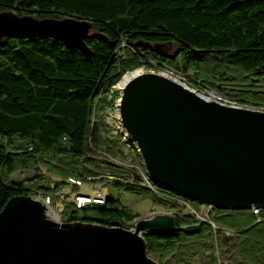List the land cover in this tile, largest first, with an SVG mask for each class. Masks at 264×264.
<instances>
[{"label":"trees","instance_id":"obj_1","mask_svg":"<svg viewBox=\"0 0 264 264\" xmlns=\"http://www.w3.org/2000/svg\"><path fill=\"white\" fill-rule=\"evenodd\" d=\"M5 9L37 18L74 15L89 19L91 27L87 52L51 37L0 39V209L13 194H54L65 185L55 179L50 188L52 178L39 164L61 178L87 180L98 174L101 158L89 142L113 152L106 136L110 128L100 114L118 95L113 85L123 72L143 64L141 57L155 60L154 67L164 62L190 68L203 82L217 80L222 94L237 104L264 109V0H0V11ZM156 43L171 48L161 54ZM28 168L35 169L33 175L12 177ZM124 190L147 192L154 203L174 206L173 200L140 185L126 184ZM173 193L169 189L164 195ZM120 204L111 193L103 203L80 208L67 201L62 216L103 224L118 219L124 225L136 213ZM213 212L217 224L235 231L228 242L221 228L214 235L202 222L193 233L144 232L147 253L162 264H188L195 254L196 264H222L216 247L226 264H264V208L259 220L250 209L213 207ZM189 223H194L190 215L175 217L176 225Z\"/></svg>","mask_w":264,"mask_h":264},{"label":"water","instance_id":"obj_2","mask_svg":"<svg viewBox=\"0 0 264 264\" xmlns=\"http://www.w3.org/2000/svg\"><path fill=\"white\" fill-rule=\"evenodd\" d=\"M90 27L89 19L74 15L0 11V39L51 37L87 52ZM153 47L165 54L171 45ZM138 68L116 87L117 109L151 179L204 205L264 208V109L207 99L160 71ZM44 208L30 195L6 200L0 209V264H158L148 257L140 230L166 236L193 233L201 225H176L171 214H155L129 230L118 219L57 221L45 217Z\"/></svg>","mask_w":264,"mask_h":264},{"label":"rangeland","instance_id":"obj_3","mask_svg":"<svg viewBox=\"0 0 264 264\" xmlns=\"http://www.w3.org/2000/svg\"><path fill=\"white\" fill-rule=\"evenodd\" d=\"M133 52H134V54H137L139 56V58L141 57V54L139 53V50H133ZM119 53H120V51H119ZM119 56L124 58V52L121 53ZM140 61H143V64H141L138 67H140L143 71H146V70L160 71V72H162V73H164V74H166L168 76H171V77H173L175 75L176 77H173V78H175L176 80L178 78H179V80H182L181 79L182 74L180 76L179 73L175 72L178 69H180V66H172V65H168V64H163V65H160L158 67H154L156 62L155 61H151V60H146L145 57H143V58L141 57ZM145 63H148V64L151 63L152 66L147 67L145 65ZM138 67H136V68H138ZM136 68H134V69H136ZM172 68L177 69V70L173 71ZM126 71H128V70H126ZM184 71H185V73H184L185 74L184 75V77H185L184 78V82L187 83V84H189L188 82H190L192 88L195 87V88L203 89V88H206L204 86H208V87L211 86V87L216 88L217 90H220L219 87L216 86V85H218V81L217 80H215L213 83L203 82V80L201 78H199L198 76H195L193 74L192 69L187 68ZM125 72H123L122 75ZM190 75H191L192 79H190ZM222 84H223V82L220 81L219 85L222 86ZM113 87L115 89H117L116 88L117 85H113ZM117 90H118V95L114 98L113 106L112 107H107L104 110L103 114H100V117H102V119L104 120L105 124L110 128V130L106 134V136H107V138L109 137V139L111 140L110 146H112L111 148L113 149V152L111 153L109 151V154L113 156L114 160L112 159V161H114V163H116L117 165L119 164V166H121L122 163L128 162V158L132 159L130 162L132 163V165L134 164L135 166H137L138 173H139V175H141V173H142L141 157L138 154V152H137V154H135L134 152L129 150L130 147H133L134 149H136L134 147V142H132V140L130 139V137L127 134L126 130L124 129V131H125L124 133H126V136H125L123 134V132L119 129V127H117V124H116V119L119 120V113H118V109H117V100H118V96H119V89H117ZM197 91L199 93L202 92L200 90H197ZM219 92L222 93L221 90ZM110 95H111V92L107 96L110 97ZM228 99H230V98H228ZM127 137H129V139ZM99 147L100 148L104 147V149L106 151L108 150V148H106V146L104 144L99 145ZM38 166H39L41 172L49 175L52 178V181L49 182V187L50 188H52L54 186L53 180H55V179L56 180L62 179L63 181H65L66 178H61L57 174H55L54 172L47 171V169L45 168L44 165L39 164ZM110 171L114 172V177L115 178L118 177V172H117L116 168L111 169ZM34 172H35V169H33V168H28L26 170L18 169V170H16L13 173L12 177L15 180H21V179H24V178H27V177L33 175ZM103 172H106V170L103 169ZM100 175H104V173H100ZM113 180H115V179L106 178L104 176L100 177L98 175V177H96V179L93 182L100 184L99 186L101 187L102 190H105V188H106L109 191V193H112L114 196H118L119 199H121L120 200L121 203L125 204L126 205L125 207L127 209H129L130 211L136 213L135 217H137V220L136 221L134 220L133 223L137 222L139 219H147L150 216L155 215V214H171L174 217V220H175L176 216L190 215L188 209L187 208L184 209V206L181 204L182 202H180V201H174V203H175L174 206H170V208H167L168 207L167 204L154 203L152 201L151 194H147V192H140L139 194L138 193L131 194L129 192H121L122 189L124 190V187H123L124 183L120 181L121 184L118 185L120 190H118V188L114 187V185L112 184ZM146 182L147 181L144 179V186L142 184L141 185L140 184H135V185H140V186L145 187V186H147L145 184ZM151 185H153V187H155V188H163L164 189V187H161L160 185H158L156 183H153L152 181H151ZM145 188H147V187H145ZM76 190H77L76 187L66 185V182H65V185L61 189L58 190V192L62 191L63 193H60V194H62L61 197L56 196L57 197L56 200L60 201L63 205H65V203L67 201L72 202L71 200H69L70 192H75ZM167 190H169V189L167 188ZM170 190H172V189H170ZM172 191H174V190H172ZM56 192H54V193H56ZM39 193H43V192H39ZM153 193L155 194L154 191H153ZM136 194H138V196ZM176 194H179V193L176 192ZM34 195H36V193L33 194V195H30V196L34 197ZM180 197L183 198V199L188 198V197H185V196H180ZM190 201H191V199H190ZM192 204L197 207L196 208L197 212H201L202 211V208H200L198 206V204H201V203H198L195 199H192ZM202 205H204V204L202 203ZM213 207L214 206L211 205V208L208 210V214H207V217H206V218H208V220L207 219H203V220L199 219V220L201 221V224H202V222H207L210 225L214 235H215L217 227L221 228V231H223V232L225 230L224 229L225 227L230 229V231L228 230V234L227 235H223V233H222V236H224L225 241L228 242V238L232 237L234 235L235 231L232 228H229L228 226L217 224L213 220V213H214L213 212ZM251 208H250V210H251ZM253 215L256 217L257 214L253 213ZM258 215H259V213H258ZM61 216H62V214H61ZM62 219H64L63 216H62ZM199 220H197V222ZM210 221H212L214 224H216V226L214 228L212 227ZM197 222H195V223H197ZM134 226H135V224H134ZM134 226L131 225L130 228L126 227V229L134 230ZM132 227H133V229H131ZM144 232H148V231L143 230V233ZM208 252H209V250L205 251L206 254ZM214 254L216 255V260L218 262L222 261V264H226V259H224L223 257H221V258L219 257V252H218V249L216 247L214 248ZM147 255H148L149 258L153 259L158 264H162V263H159L156 258H153V256L151 254L147 253ZM197 262H198V255L195 254L189 260L188 264H196Z\"/></svg>","mask_w":264,"mask_h":264},{"label":"built area","instance_id":"obj_4","mask_svg":"<svg viewBox=\"0 0 264 264\" xmlns=\"http://www.w3.org/2000/svg\"><path fill=\"white\" fill-rule=\"evenodd\" d=\"M125 45L124 41L121 44V47H123ZM132 50H134L133 48H131ZM123 53V50L120 51L119 54ZM146 60H151V61H155L147 56H145ZM162 64H166L164 62H162ZM173 71L177 70L172 68ZM176 73L179 72H185L184 70H182L181 68L178 69L177 71H175ZM190 74V73H189ZM190 79H192L191 75H190ZM89 146L91 149V152L95 153L98 157H100V161H99V169H98V174L97 175H89L88 179L85 180L83 178L77 177V176H67L65 179L66 185L69 186H74L77 188V190L75 192H70V197L69 200H71L76 207L80 208L86 205H90L92 203H103L107 197V195L109 194V191L105 188V190H102L101 187L99 186L100 184L98 183H94L93 181V177L96 178L98 177V175L104 176L106 178H113V179H117L121 182L124 183V186L126 184H142L144 186V182L142 177L139 175L138 173V169L137 166H135L134 164L132 165V163L130 162L132 159L128 158V162L126 163H122L121 166H119V164L117 165L116 163H114V161H112L113 156L109 154V151L105 150L104 147H95L92 145L91 142H89ZM28 149H30V147H28ZM114 160V159H113ZM112 168H116L118 170V177L115 178L114 177V172H111L110 170ZM103 169L106 170V172H103ZM100 173H104V175H100ZM135 175L139 176V180L135 179ZM148 189L153 190L157 195L163 196V197H167L173 201H180L182 202L181 204L184 206V209H188L189 214L191 215V217L193 218L194 222H197V220L201 219H207V214H208V210L211 208V205H202L198 204V206L200 208H202L201 212H197L196 210V206H194L192 204V199L191 198H181L180 196H184L181 194H176L175 191L174 195H170L169 197L164 195L165 191H168L166 188H155L153 187V185H149L147 182L145 183ZM123 186V187H124ZM118 190L119 187L117 186ZM64 190V189H63ZM68 191V190H67ZM69 192V191H68ZM121 192H127L125 190H121ZM63 193L62 191H57L56 193H39L37 192L36 195H34L35 198L39 199L40 202L44 205V214L45 217L48 218H52L54 220L57 221H67L65 219H62L61 214L63 213V209H64V205L56 200L57 197H61ZM131 193V192H129ZM112 194V193H111ZM131 194H135V193H131ZM113 195V194H112ZM138 196V194H136ZM187 197V196H185ZM191 199V201H190ZM121 200V199H120ZM175 204V203H174ZM121 206H126L125 204L121 203ZM261 209V207H256V206H252L251 211L252 213L257 214L256 215V220H259L260 217L258 215L259 210ZM137 220V217H133L131 220L126 221L124 223V225H122L123 227H127L130 228L131 225L134 226V224L136 222L133 223V221ZM212 227L214 228L216 226V224H214L212 221H210ZM133 229V227L131 228ZM224 232L223 235H227L228 234V230L230 231V229H228L227 227L224 228ZM139 233L142 235L143 230H140Z\"/></svg>","mask_w":264,"mask_h":264},{"label":"bare ground","instance_id":"obj_5","mask_svg":"<svg viewBox=\"0 0 264 264\" xmlns=\"http://www.w3.org/2000/svg\"><path fill=\"white\" fill-rule=\"evenodd\" d=\"M140 69L139 68H137V69H135V70H133L132 72H125L123 75H122V78L120 79V81L119 82H117V87H121L122 86V84L124 83V81L132 74V73H134V72H137V71H139ZM166 71V70H165ZM185 72H179V75L181 76V74H182V76H181V79L182 80H179V78L177 79L179 82H181V83H183L184 85H186V86H190L189 88H191V89H194L195 87H191V84H190V82H188L189 84H187V83H185L184 82V74ZM173 77H176L175 75L173 76ZM204 87H206V88H203V89H199V88H195L196 89V91L197 90H200V91H202V92H200V94L203 96V97H205V98H207V99H214V100H217V101H219V102H221V103H224V104H231V105H239V104H237L236 102H234V101H232V100H230V99H228L226 96H224L222 93H220L216 88H214V87H208V86H204ZM194 89V90H195ZM198 92V91H197ZM199 93V92H198ZM241 105V104H240ZM241 106H246V107H251V106H249V105H241ZM254 108V107H253ZM116 124H117V127H119V129L123 132V134L126 136V133H124L125 131H124V128H123V126L121 125V123H120V120H118V119H116ZM128 136V135H127ZM128 139H129V137H127ZM130 141V140H129ZM136 150V149H135ZM136 152H137V150H136ZM139 157V156H138ZM141 162H142V173H141V177H142V179H143V182H144V179L148 182V184L149 185H151V181L153 182V183H156V182H154L152 179H151V177H150V175H149V173H148V171H147V169H146V167H145V165H144V163H143V161H142V159H141ZM157 184V183H156ZM161 186V185H160ZM161 187H163V186H161Z\"/></svg>","mask_w":264,"mask_h":264}]
</instances>
